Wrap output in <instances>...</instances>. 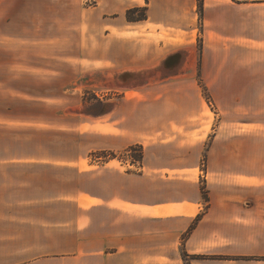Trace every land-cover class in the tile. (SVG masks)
<instances>
[{
  "label": "crops",
  "instance_id": "obj_1",
  "mask_svg": "<svg viewBox=\"0 0 264 264\" xmlns=\"http://www.w3.org/2000/svg\"><path fill=\"white\" fill-rule=\"evenodd\" d=\"M71 6L65 40L0 38V264H264V143L252 152L250 133L213 131L204 171L210 131L168 127L164 142L139 140L134 173L88 158L92 142L116 143L117 132L60 123L76 117L67 88L94 74H115L117 85L148 74L199 86L200 76L217 103L214 88H226L228 103L239 101L235 88H264V0ZM185 97L194 111L199 96ZM102 104L104 113L82 115L97 121L116 111Z\"/></svg>",
  "mask_w": 264,
  "mask_h": 264
},
{
  "label": "rangeland",
  "instance_id": "obj_2",
  "mask_svg": "<svg viewBox=\"0 0 264 264\" xmlns=\"http://www.w3.org/2000/svg\"><path fill=\"white\" fill-rule=\"evenodd\" d=\"M72 1L0 0V38L4 31H9L12 34L21 32L31 38L35 36V33H39L37 36L42 37L59 34V37L65 40L66 33L74 29L72 28L74 26ZM79 1L84 7L91 9L97 4V0ZM201 30L199 26V33ZM1 41L3 39H0ZM196 53L197 62L200 65V43L197 44ZM115 79V74L105 76L94 74L79 81L78 85L67 88L72 91L71 94L63 95L67 98L66 109L69 108L68 112L72 114L70 109L73 108L76 117L67 116V119H60L61 124L79 126L82 122L90 121L96 122L99 126H105L107 132H117L118 142L116 143L92 142L96 146L89 153L88 158L98 165L116 161L122 169L140 173L142 163L134 162L132 159V156H138L140 148L144 154V146L139 140L164 142V137H168L163 134L166 128L190 125L189 123H196L204 131L207 129L210 131L205 141L202 162L204 171H207L208 150L215 136L213 131L219 127H235L236 137L241 136L239 134L250 133L254 139L247 144L252 152L258 153V148L262 147V142L264 143V88H235V97L239 100L235 103L225 101L226 88H214L215 98L222 100L217 103L210 89L202 86L200 76L197 77L199 86L197 84L190 86V83L181 81L180 76L166 80L142 74L125 79L127 82L134 80L131 85H126L125 80L122 82L118 80L117 85ZM186 95L199 96L198 102L189 103V106L194 107L192 112L187 110ZM243 99L245 102L242 101ZM104 102H109L115 107L116 111L112 115L97 121L85 117V115L96 116L104 113L102 104ZM231 105L234 111L231 109L228 113L227 108ZM78 108H81L80 112L77 111ZM186 112L199 116H190L188 119L185 117ZM130 141L135 143L129 146ZM203 189L206 190V185Z\"/></svg>",
  "mask_w": 264,
  "mask_h": 264
},
{
  "label": "trees",
  "instance_id": "obj_3",
  "mask_svg": "<svg viewBox=\"0 0 264 264\" xmlns=\"http://www.w3.org/2000/svg\"><path fill=\"white\" fill-rule=\"evenodd\" d=\"M136 12L135 11H131V12H129L128 13V18L129 19H134V18H136V17H134V14H135ZM142 14L140 15V16H138V19H144L145 18V13L144 12H141ZM143 156H144V154H143V150H142V148H140L139 149V151H138V156H132V159H133V161L134 162H137V163H142V161H143ZM203 196H204V199H208L207 198V192H206V190L205 189H203Z\"/></svg>",
  "mask_w": 264,
  "mask_h": 264
}]
</instances>
